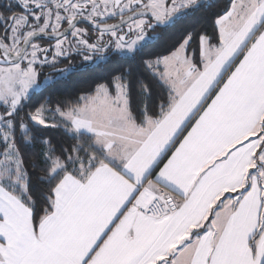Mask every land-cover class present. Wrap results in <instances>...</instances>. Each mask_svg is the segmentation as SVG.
<instances>
[{"label":"snow or ice","instance_id":"1","mask_svg":"<svg viewBox=\"0 0 264 264\" xmlns=\"http://www.w3.org/2000/svg\"><path fill=\"white\" fill-rule=\"evenodd\" d=\"M201 7L0 0V264H264V0H231L215 35L188 32L143 61L167 89L155 111L130 72L24 111L51 82L44 67L63 77L72 55L135 57ZM29 122L75 143L58 154L39 138L26 160Z\"/></svg>","mask_w":264,"mask_h":264},{"label":"trees","instance_id":"2","mask_svg":"<svg viewBox=\"0 0 264 264\" xmlns=\"http://www.w3.org/2000/svg\"><path fill=\"white\" fill-rule=\"evenodd\" d=\"M230 2L231 0H209L204 4V7L189 12L175 25L168 28H157L155 31L149 32L151 36H159V39L145 44L135 57H121L109 53L106 60H101L84 68L71 69L67 75L51 81L40 93L33 94L31 102L24 111L32 110L39 103L46 101H50L53 106L57 102L62 105L68 102L75 103L79 97L92 93L98 82H108L114 75L122 72H130L133 79L141 78L149 84L152 93L149 106L155 111L158 98L166 95L167 89L161 81L145 69L143 61L167 55L180 38L188 32L194 34V39L201 33L209 36L215 35V19L227 9ZM195 46L193 44V47ZM137 105L138 99L134 90L132 106L135 109ZM29 127L32 128L38 139L31 146L22 145L26 160L39 156L43 148L39 138L50 139L58 154L62 147L69 148L75 143V140L64 131L63 127L45 128L34 126L31 122H29ZM17 134L19 135V133ZM32 183L33 190L38 192L42 185L37 182L35 177H33Z\"/></svg>","mask_w":264,"mask_h":264},{"label":"flooded vegetation","instance_id":"3","mask_svg":"<svg viewBox=\"0 0 264 264\" xmlns=\"http://www.w3.org/2000/svg\"><path fill=\"white\" fill-rule=\"evenodd\" d=\"M111 22V21H110ZM83 26V25H82ZM157 29V28H156ZM155 29V30H156ZM154 30V31H155ZM43 43H47V41H43ZM98 59L94 58L91 61H84L82 59V57L78 56V55H72L71 57V68L70 69H79V68H84L86 66L92 65L97 63ZM58 68H65V67H69V61L68 60H62L60 64L57 65ZM44 70H46V72H48L49 74L55 73V71H53L51 68L49 67H44ZM57 73V72H56Z\"/></svg>","mask_w":264,"mask_h":264},{"label":"rangeland","instance_id":"4","mask_svg":"<svg viewBox=\"0 0 264 264\" xmlns=\"http://www.w3.org/2000/svg\"><path fill=\"white\" fill-rule=\"evenodd\" d=\"M149 35H150V33H149ZM150 36H151V35H150ZM155 59H156V58H155ZM155 59H152V60H155ZM100 61H101V60H98L97 62H100ZM160 66L162 67L163 65H160ZM70 70H71V69H70ZM70 70H69V71H70ZM69 71H68V72H69ZM68 72H67V73H68ZM67 73H65V75H67ZM65 75H64V76H65ZM46 76H47V77H50V78H51V81H53L54 79L60 77L59 74L56 73V72H55V73H52V74H49L48 72H46V70L42 69V70H41V73H40V76H39V79H40L41 81H43V80L45 79Z\"/></svg>","mask_w":264,"mask_h":264},{"label":"crops","instance_id":"5","mask_svg":"<svg viewBox=\"0 0 264 264\" xmlns=\"http://www.w3.org/2000/svg\"><path fill=\"white\" fill-rule=\"evenodd\" d=\"M160 71H163V66L162 67L160 66ZM150 178L154 179V176L153 177H150Z\"/></svg>","mask_w":264,"mask_h":264},{"label":"water","instance_id":"6","mask_svg":"<svg viewBox=\"0 0 264 264\" xmlns=\"http://www.w3.org/2000/svg\"><path fill=\"white\" fill-rule=\"evenodd\" d=\"M207 1H209V0H202V2L205 4Z\"/></svg>","mask_w":264,"mask_h":264}]
</instances>
